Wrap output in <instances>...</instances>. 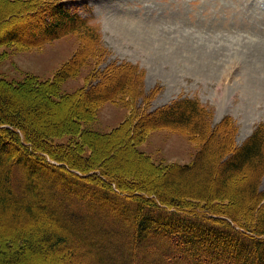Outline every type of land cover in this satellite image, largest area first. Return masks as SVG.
Returning a JSON list of instances; mask_svg holds the SVG:
<instances>
[{
	"label": "trees",
	"instance_id": "obj_1",
	"mask_svg": "<svg viewBox=\"0 0 264 264\" xmlns=\"http://www.w3.org/2000/svg\"><path fill=\"white\" fill-rule=\"evenodd\" d=\"M38 2L0 0V46L93 32L77 8ZM14 14L35 19L29 38L22 21L8 26ZM89 57L84 44L68 65ZM117 61L70 93L61 92L63 69L19 87L0 76V264H264V122L237 144L233 118L216 122L198 98L152 109L157 92L144 71ZM22 89L33 102L16 98ZM123 94L131 118L104 134L83 126ZM159 127L198 137L194 159L164 167L141 151Z\"/></svg>",
	"mask_w": 264,
	"mask_h": 264
},
{
	"label": "rangeland",
	"instance_id": "obj_2",
	"mask_svg": "<svg viewBox=\"0 0 264 264\" xmlns=\"http://www.w3.org/2000/svg\"><path fill=\"white\" fill-rule=\"evenodd\" d=\"M35 1L48 6L63 1L77 8L93 32L75 30L41 45L31 41L0 46V76L13 86L32 76L51 80L63 69L61 92L81 91L91 78L98 81L96 71L102 75L117 60L129 61L144 71L146 89L157 92L152 109L181 96L198 98L212 110L216 122L233 118L237 144L264 122V0ZM17 14L8 26L17 21ZM17 22L26 38L37 29L35 19L21 17ZM84 44L90 46L92 57L79 67L74 62L68 65ZM14 95L27 102L35 98L24 89ZM128 98L123 94L103 100L96 116L83 126L99 134L113 130L131 118ZM66 111L65 106L44 110L42 120ZM200 147L198 137L165 127L149 130L138 144L164 167L191 162ZM86 153L91 154L89 149Z\"/></svg>",
	"mask_w": 264,
	"mask_h": 264
},
{
	"label": "bare ground",
	"instance_id": "obj_3",
	"mask_svg": "<svg viewBox=\"0 0 264 264\" xmlns=\"http://www.w3.org/2000/svg\"><path fill=\"white\" fill-rule=\"evenodd\" d=\"M264 41V40H263ZM260 42V41H259ZM259 45H261V44H259ZM260 48V47H259Z\"/></svg>",
	"mask_w": 264,
	"mask_h": 264
}]
</instances>
